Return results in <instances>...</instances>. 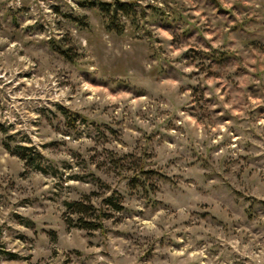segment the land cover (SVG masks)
I'll return each instance as SVG.
<instances>
[{"label":"rangeland","instance_id":"obj_1","mask_svg":"<svg viewBox=\"0 0 264 264\" xmlns=\"http://www.w3.org/2000/svg\"><path fill=\"white\" fill-rule=\"evenodd\" d=\"M93 1L0 0V264H264V0Z\"/></svg>","mask_w":264,"mask_h":264},{"label":"trees","instance_id":"obj_2","mask_svg":"<svg viewBox=\"0 0 264 264\" xmlns=\"http://www.w3.org/2000/svg\"><path fill=\"white\" fill-rule=\"evenodd\" d=\"M92 4L99 5V8L109 17L110 24L114 23L113 18L116 17L118 12L127 14L130 11V4L128 2H123L122 0H112L110 2H91ZM119 31V30H118ZM66 54V52H62ZM70 119V116L67 117ZM15 150V151H14ZM27 147L16 145L11 150L12 152L16 153L20 158L24 159L26 165L32 164V160L34 158H30V156H26ZM33 157V156H31ZM103 204L106 205L107 209H111L114 211H120L122 206L119 202V197L115 194L109 195L102 200ZM67 207L71 209L73 213L77 215L76 217V227L84 228V229H96L99 227V223L95 222L94 219L100 220L101 217H106L108 214H103L101 211L96 213L95 208L90 204L89 201L77 200L68 202ZM83 216H87L90 219L85 220Z\"/></svg>","mask_w":264,"mask_h":264}]
</instances>
